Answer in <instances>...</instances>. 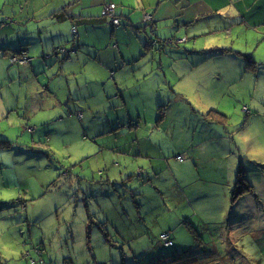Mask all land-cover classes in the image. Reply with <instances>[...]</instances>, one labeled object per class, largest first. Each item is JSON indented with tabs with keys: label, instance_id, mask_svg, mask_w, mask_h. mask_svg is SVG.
Here are the masks:
<instances>
[{
	"label": "rangeland",
	"instance_id": "1",
	"mask_svg": "<svg viewBox=\"0 0 264 264\" xmlns=\"http://www.w3.org/2000/svg\"><path fill=\"white\" fill-rule=\"evenodd\" d=\"M216 35L224 39L223 33ZM178 39L163 43L178 44ZM214 40L209 34L180 45L189 51L190 55L184 54L189 59H204L206 52L201 49ZM251 48L259 59L264 58L263 47L255 43ZM179 55L176 50L163 55L165 68L159 66L142 83L147 89L144 100L151 98L146 105L151 118L149 132L134 148L132 136L123 131L129 129L127 124L116 134L99 138L97 145L82 138L83 119L77 113L69 117L71 104L76 102L86 119L90 117L85 124L101 119L98 126H103L106 97L79 98L69 104L61 101L63 105L53 108L59 99L67 98H38L33 87L30 98H11L24 95L27 86L11 78L7 84L1 66L0 264L261 263L264 69L230 86L233 79L226 72L216 73L210 66L187 68L177 63ZM12 71L15 74V68ZM58 83L55 80L53 86ZM158 98L186 100H174L166 123L154 129L170 103L163 100L161 104ZM217 103L226 109L228 121H218L216 115L223 112L208 106ZM244 105L250 107L249 114L260 116L247 119ZM107 114L113 128L118 126L121 116L115 110ZM170 123L174 127L168 132ZM222 133L228 139L221 138ZM204 138L206 145L200 147ZM1 140L12 143L5 146ZM144 145L154 150L146 154L139 147ZM115 146L132 149L131 162L127 164L122 154L115 158ZM179 154L185 160L177 159ZM135 165L144 167L148 176L139 178V172L133 171ZM158 165L163 173L157 172ZM124 167H129L125 174L133 173L131 184L125 182L127 176L107 181V175L114 177ZM240 169L245 178L234 197ZM100 170L106 174L102 176ZM144 182L148 185L142 187ZM104 222H109L108 230ZM164 233H170L172 245H165Z\"/></svg>",
	"mask_w": 264,
	"mask_h": 264
},
{
	"label": "crops",
	"instance_id": "2",
	"mask_svg": "<svg viewBox=\"0 0 264 264\" xmlns=\"http://www.w3.org/2000/svg\"><path fill=\"white\" fill-rule=\"evenodd\" d=\"M108 1L117 4L120 26L113 27L110 17L105 14L104 6ZM147 14L152 15L150 22H146ZM137 26L143 28L136 30ZM74 27L77 28V33L73 32ZM218 33H223L224 39L220 38L221 35H216ZM75 34L79 36L76 38ZM209 34L215 40L201 49L206 52L201 55L204 59L191 60L184 55L187 49L181 43L189 40L192 44ZM178 38L187 40L181 42ZM168 39L170 42H174L171 41L174 39L180 42L165 46L163 42ZM255 43L264 48V0H0V69L2 66L7 84L11 78L14 82H25L27 86L24 95L11 98H30L33 87L36 88L38 98H67L59 99L58 103L53 104V108L57 104L63 105L61 101L69 104L71 100L79 101V98L106 97V117L100 123L103 126H98L101 119L85 124L84 120L90 122V117H82V138L97 145L101 141L99 138L116 134L125 124L129 129L123 131L133 138L130 146L134 148L141 145V136L149 132L151 118L146 110L148 99L151 98L144 100L147 89L146 84L142 83L159 66L165 68L163 55L176 50L177 54H181L177 61L179 65L205 70L210 66L216 73L226 72L224 75L233 79L229 82L232 86L240 78L247 77L248 71L258 75L264 69V58L259 59L254 48H251ZM60 46L68 47L69 51L59 56L54 55V50ZM48 54L53 56L47 58ZM249 54L256 60L251 69L247 66ZM13 55H17V58L26 55L29 60L25 63L13 62ZM186 55H190L189 51ZM3 61L8 64L2 65ZM156 61L159 62L157 66ZM175 67L177 71L180 70L176 65ZM14 68L15 74L12 71ZM55 80L59 83L53 86ZM63 85L66 89H63ZM163 100H169L170 103L161 119L158 110L155 112L158 121L153 126L154 129L166 123L167 113L174 100L179 103L186 99L158 98L161 104L164 103ZM208 106L228 114L221 104ZM130 107L134 112H131ZM110 110H115L116 115L121 116L115 128L107 118ZM120 111L121 115L117 113ZM74 113L71 108V119L75 118ZM246 114L247 119L260 116L253 112ZM91 118L93 119L92 116ZM173 125L167 124L168 132L173 129ZM136 137L139 140L136 141ZM221 138L228 139V136L222 133ZM204 140L205 138L200 147L206 145ZM139 147L146 154L151 149L154 150L150 146ZM103 148L110 151L107 147ZM131 151L132 149L128 151L114 147L115 158L119 159L118 154L125 155L127 164L133 158ZM180 155L182 154L178 156ZM161 161L165 163L163 157ZM152 164L154 166V162ZM100 165L104 168L105 161ZM147 167L150 170V166ZM139 168L135 165L133 169L134 172H140L139 178L143 179L145 174L148 176L144 167ZM127 169L129 167L118 170L114 177L107 175V181L127 176L129 180L125 182L131 184L134 180L131 177L133 173L130 171L125 174ZM156 169L159 174L164 172L161 165ZM101 172L102 170L99 174ZM168 173L171 175L170 170ZM173 173L178 182L177 174ZM105 174L106 171L103 170L101 175ZM146 185V182L142 183V187ZM109 222H104L106 230L109 229Z\"/></svg>",
	"mask_w": 264,
	"mask_h": 264
},
{
	"label": "trees",
	"instance_id": "3",
	"mask_svg": "<svg viewBox=\"0 0 264 264\" xmlns=\"http://www.w3.org/2000/svg\"><path fill=\"white\" fill-rule=\"evenodd\" d=\"M109 3H114L115 5H116V14H117V4L115 3V2H112V1H108L107 2V4H109ZM105 7H106V5L104 6V9H105ZM107 15V14H106ZM148 16H151L152 17V15L151 14H147ZM118 16V15H117ZM119 17V16H118ZM120 18V17H119ZM110 20H111V24H112V26L114 27V25H113V23H112V18L110 17ZM120 20H121V18H120ZM152 20V18L151 19H147V16H146V22H150ZM120 25H121V22H120ZM119 25V26H120ZM76 30H77V28L76 27H74ZM73 28V29H74ZM143 27L142 26H137L135 29L136 30H141ZM77 33V32H76ZM79 35H76L75 34V37L77 38ZM180 41V40H179ZM150 42H152V41H150ZM149 43V42H148ZM154 43V42H153ZM153 43H152V46H153ZM161 43V42H160ZM64 46H60L59 48H57L56 50H54V55H56V53L58 54H63L62 52H63V50H62V48H63ZM115 47H117V44H115ZM150 47V46H149ZM247 56V55H246ZM47 58H49L48 56H46ZM254 64H256V60H255V58L251 55V54H249L248 55V60H247V66H248V68H250L251 69V66L252 65H254ZM248 74H250V72L248 71ZM75 101V100H74ZM73 104V103H72ZM72 104H71V107H70V109L72 108L73 110H74V112L75 113H77L78 114V117L80 118V119H82V117H83V113H82V109L80 108V107H78V104L75 102L74 103V105L72 106ZM76 104V105H75ZM69 109V110H70ZM244 109H245V111H246V113H250L251 112V110H250V107L248 106V105H244ZM248 109V110H247ZM74 113V114H75ZM216 119L218 120V121H221V122H226V121H228V119H229V117H228V115H225V114H223V113H220V112H218V115H216ZM29 127V126H28ZM27 129H29V130H31V127H29V128H27ZM35 141V140H34ZM1 142L5 145V146H10L11 145V143L12 142H10L9 140H5V141H3V140H1ZM181 156V155H180ZM244 171H243V169H240V171L238 172V177H235V180H237V182L235 183V193H234V197L236 196V194L241 190V184H243L242 183V181L244 180V178H245V176H244V173H243ZM85 178V177H84ZM85 179H87V178H85ZM253 187V186H252ZM251 186H249V188H252ZM95 222H92V224H94ZM101 231L103 232V234L105 235V236H107V233H106V231H105V229L103 230V229H101ZM259 258V257H258ZM260 260H261V263L260 264H264V258H259ZM66 263H68V262H66ZM68 264H70V263H68Z\"/></svg>",
	"mask_w": 264,
	"mask_h": 264
},
{
	"label": "built area",
	"instance_id": "4",
	"mask_svg": "<svg viewBox=\"0 0 264 264\" xmlns=\"http://www.w3.org/2000/svg\"><path fill=\"white\" fill-rule=\"evenodd\" d=\"M105 14H107L109 17L112 18V23L114 25H120V18L116 14V5L114 3H109L106 4L105 7ZM151 16H147V19H151ZM74 33L77 32V30L74 28L73 30ZM64 51V47L62 48ZM28 58L26 55H21L19 58H17V55H13L12 61H19L21 63L28 62ZM248 110V109H247ZM177 159L180 161L184 160V157L178 156ZM161 238L164 240L166 246H170L173 244V242L169 239L170 238V233H164L161 235Z\"/></svg>",
	"mask_w": 264,
	"mask_h": 264
},
{
	"label": "water",
	"instance_id": "5",
	"mask_svg": "<svg viewBox=\"0 0 264 264\" xmlns=\"http://www.w3.org/2000/svg\"><path fill=\"white\" fill-rule=\"evenodd\" d=\"M68 51H69V48L64 46V51L62 53H67ZM56 55L59 56V53L58 54L56 53ZM51 56H53V54H48V57H51ZM139 174H140V172H139Z\"/></svg>",
	"mask_w": 264,
	"mask_h": 264
}]
</instances>
